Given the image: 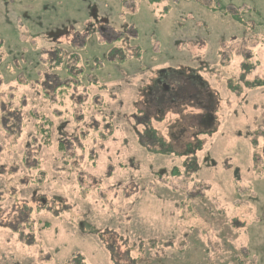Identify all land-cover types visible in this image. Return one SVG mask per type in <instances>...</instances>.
Segmentation results:
<instances>
[{
	"label": "rangeland",
	"instance_id": "374dc122",
	"mask_svg": "<svg viewBox=\"0 0 264 264\" xmlns=\"http://www.w3.org/2000/svg\"><path fill=\"white\" fill-rule=\"evenodd\" d=\"M218 4L246 11L248 27L205 8ZM248 42L264 67V0H0V264H264V86H227ZM78 48L100 85L86 80L51 107L33 92L45 60ZM162 69L185 71L174 73L182 92L148 110L145 87ZM193 89L210 94L212 122ZM31 109L52 123L51 148ZM195 142L196 160L177 155ZM72 154L78 176L66 171ZM37 158L49 180L23 192L44 175L30 170Z\"/></svg>",
	"mask_w": 264,
	"mask_h": 264
},
{
	"label": "trees",
	"instance_id": "16d2710c",
	"mask_svg": "<svg viewBox=\"0 0 264 264\" xmlns=\"http://www.w3.org/2000/svg\"><path fill=\"white\" fill-rule=\"evenodd\" d=\"M151 2H153L154 0H150ZM205 7V6H204ZM206 9L214 12V13H220L221 16L223 17H230L233 22H235V24H239L240 26L244 25L246 27H248L247 25H249V23H246L245 19H244V14H246V11H242L239 12V14H232L229 13L228 11H226V9L223 6L219 7L217 5L214 6H206ZM250 9H248L249 11ZM252 11H254V9L252 8ZM253 43L248 42L245 45V49H247V51L249 52V54H246L245 51L244 52H236L237 57L241 58L242 61L238 64V72L234 73L233 76L230 78V80L227 83L228 89L230 91H236L237 87L239 89V92L243 91L244 89H248V88H256V87H260V86H264V75H259V71L263 72L264 71V67H262V65H260L259 62L255 61V50H254V46L252 45ZM80 48H78V52H73L71 55H66L64 56L63 54H61V50H57V53L55 54V56L51 59L48 60V58H46L45 62L47 65V69L46 72L47 74L52 73V76H54V81L56 82L54 84L53 87V93L55 95V99L51 100L49 97V93L48 90L49 88L47 87L46 83V79H47V74L45 73L43 76H41L38 81L35 82V91H37L38 95H42L46 101L51 105V107H53L54 105H56V103L62 105L65 103L64 99L66 96H68V94L72 93V92H77L80 93V89L79 87L84 86V81H86L88 78V76L90 77V74H86L85 72V64L82 61L81 56L79 55V50ZM234 50V49H233ZM235 50H238V48H235ZM124 53V52H123ZM129 56L127 53H124V56L122 58H120L118 60V62H125L126 59ZM233 56H229L227 58V62L224 63V66L227 65H231V61L233 60L232 58ZM100 65V64H98ZM252 76V77H251ZM251 77V79H249ZM20 85H22L21 82L17 81ZM87 83H91L94 86H96V84H99L96 81V78H93L92 81L87 80ZM100 85V84H99ZM4 86V85H3ZM2 88V84L0 82V89ZM79 89V90H78ZM85 90V89H84ZM9 93H7L6 95H11V98H9V100H13V101H17L19 102L21 99V97L24 94V90L20 89V88H10ZM82 91V90H81ZM88 95H91L92 93L89 92V90L87 91ZM1 99V98H0ZM26 104L25 105H20L21 108H26L27 106L33 105L34 102L30 101L29 97H26ZM3 103H6V99L3 100ZM34 105H37L34 104ZM33 108V106H32ZM3 114V116L7 115V111H2L1 112ZM30 117L33 118L35 120V124L36 127L38 129V141L41 142L43 145H45L46 147L51 148L53 143H54V137H52L53 131L51 130L52 128V123H50V120H48L46 114L43 111H39V112H33L32 109L29 111ZM23 121V120H22ZM22 121L20 123V125L22 124ZM42 124H41V123ZM85 140V137H84ZM57 147L58 149H60L62 151V153L67 154L66 153V147L63 143V141H60L57 143ZM161 148L163 150H165L166 153L169 152H176V150H174L173 145L168 142V143H164L163 145H161ZM200 145H197V142L191 143L190 145H188L186 147L185 150L182 149V151H179V154H177L178 156L184 157L185 159H195L196 160V151L198 149H200ZM74 149H77L74 148ZM76 154V151H75ZM72 154L71 156L66 155V159H67V166H68V171H71L74 169V175L78 176V172L76 171L78 167H74L72 165V163L70 162L74 155ZM41 158H37V164L35 166H31L30 170H37L40 172H43L44 175L42 177L40 176H36V174H34L35 176L32 177V179L27 182L26 184H24L23 186V192H25L27 189H31L32 187H37L40 186V183L42 184L45 180L48 181L49 177L48 175L43 171V167H42V162H41ZM22 164L24 165V162H22ZM189 163L186 162L185 167L188 166ZM189 168V167H188ZM79 169V168H78ZM174 175H179V173L177 174V171L174 173ZM75 176V177H76ZM39 177V178H38ZM38 178V180H37ZM77 178V177H76ZM4 191H1V194H3ZM1 198V197H0ZM3 198V196H2ZM33 208V207H32ZM38 211H51V209L48 208L47 205H45V207H41L37 209ZM69 210H71L70 208H68V210L64 209L63 211L61 210V212H59L60 214L62 213H68L70 212ZM33 209L28 213V219H30V215L33 214ZM17 212H13V214L15 215ZM18 214V213H17ZM24 220V221H27ZM27 229L29 227L25 226ZM82 263V262H81ZM155 263V262H154ZM151 262V264H154ZM137 264L138 261H137ZM162 264V263H161Z\"/></svg>",
	"mask_w": 264,
	"mask_h": 264
},
{
	"label": "flooded vegetation",
	"instance_id": "af4514ba",
	"mask_svg": "<svg viewBox=\"0 0 264 264\" xmlns=\"http://www.w3.org/2000/svg\"><path fill=\"white\" fill-rule=\"evenodd\" d=\"M184 72L185 71L180 72L178 70H174L172 72L173 74H171V77L173 78L172 79L171 77L169 78V73L167 70L165 69L160 70L158 76L155 77L154 79H151L150 83L147 84V87H145L146 91L149 92L145 102L146 109L149 110V107H152L153 105L155 107H158L159 110L162 111L163 107L166 106V104L176 103L182 91H180L179 89L178 84H180V81L176 80L175 74H179V76H181L183 75ZM191 76H188L187 79L188 80H190V78L193 79L192 80L193 86L199 85L201 88L205 89L204 82L200 76H196V75H191ZM203 89L199 91L193 89L194 92L189 94L191 95L190 97L197 102L198 106L204 109L205 118L209 119L208 122L210 121L212 122L213 117L211 116L212 114L211 109L208 105H205L204 100L201 99V96H204L207 99L208 96H210V94L205 93V91L203 92ZM202 122L203 121H200L201 124L204 123Z\"/></svg>",
	"mask_w": 264,
	"mask_h": 264
}]
</instances>
